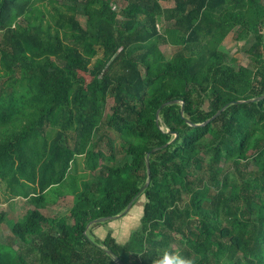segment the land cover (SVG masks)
<instances>
[{
    "label": "trees",
    "instance_id": "16d2710c",
    "mask_svg": "<svg viewBox=\"0 0 264 264\" xmlns=\"http://www.w3.org/2000/svg\"><path fill=\"white\" fill-rule=\"evenodd\" d=\"M229 34L262 45L264 0H0V184L31 206L0 264H264V53Z\"/></svg>",
    "mask_w": 264,
    "mask_h": 264
},
{
    "label": "rangeland",
    "instance_id": "374dc122",
    "mask_svg": "<svg viewBox=\"0 0 264 264\" xmlns=\"http://www.w3.org/2000/svg\"><path fill=\"white\" fill-rule=\"evenodd\" d=\"M163 7H169L170 3L167 1L162 2ZM79 21L83 23V19L79 18ZM160 27V25H158ZM160 50L163 52L164 55L167 57L170 56L174 50V48L170 47L169 45H160ZM219 50H221L225 55L228 57V59H231L232 65L234 67H237L238 65L242 66H249L250 61L249 57L251 56H260L263 51V44L255 43L252 39H246L244 42H235L231 39V35L229 34L224 38L222 43L219 46ZM100 53H98L96 56L100 57ZM81 75V80L84 81V83H88L91 80V76H89L87 73H79ZM112 105V100L107 99L104 112H108L110 106ZM111 137H114V134H110ZM77 160V159H76ZM79 162V165L81 164L80 159L77 160ZM82 169V164L79 167ZM74 170V169H72ZM141 200L138 198L135 202V204L132 206L130 211L127 212L120 220L117 221L121 224L114 229V234L112 235L117 242H123L126 240L128 233L134 229L135 223L138 221V217L141 214ZM72 206V197L70 196H64L62 198H59L58 201L54 205H49L44 209H41V212L44 216L54 218L59 217L63 215L64 213L68 212L70 207ZM30 205L27 203L26 200H22V198H15V199H9L6 200L5 196L3 194V186L0 184V218H8V222L6 225L4 223H0V245H5L7 242V238L10 236L11 233L9 231V226L15 222H20L23 218V215L26 214V211L30 209ZM128 216V217H127ZM130 219V225L126 221ZM125 222L127 224L125 225ZM131 227V228H130ZM133 227V228H132ZM108 229L107 227H102V230ZM99 230V229H98ZM96 233V237L99 238L100 233ZM113 232V231H112Z\"/></svg>",
    "mask_w": 264,
    "mask_h": 264
},
{
    "label": "clouds",
    "instance_id": "9594fccd",
    "mask_svg": "<svg viewBox=\"0 0 264 264\" xmlns=\"http://www.w3.org/2000/svg\"><path fill=\"white\" fill-rule=\"evenodd\" d=\"M153 264H194V261L190 258L165 252L160 259L153 261Z\"/></svg>",
    "mask_w": 264,
    "mask_h": 264
},
{
    "label": "water",
    "instance_id": "95a60500",
    "mask_svg": "<svg viewBox=\"0 0 264 264\" xmlns=\"http://www.w3.org/2000/svg\"><path fill=\"white\" fill-rule=\"evenodd\" d=\"M263 51H264V41H263ZM263 97H264V95L260 96V97L257 98L256 100L261 99V98H263ZM172 103H173V102H172ZM164 105H165V104L161 105L160 108H162ZM181 112H182V107H181ZM219 112H220V111H218V112L215 114V116H216L217 114H219ZM157 114H158V111H157V113H156V116H157ZM206 122H208V121H206ZM206 122H204V123H206ZM146 168H147V175H148V174H149L148 166H147ZM147 184H148V183H147V181H146L145 184L143 185L142 189L139 191V193H141V192L143 191V189L147 186ZM139 193H138V194H139ZM130 207H131V202L128 203V205L126 206L125 210H124L121 214L116 215V216L113 217L112 219L119 218L120 216H122L123 214H125V213L130 209ZM107 219H110V218H100V219H97V220L91 221L89 224H87L86 228H88L92 223L104 222V221H106ZM108 253H109V252H108ZM109 254H110V253H109ZM114 261H115L116 264H123V262L120 261V260L117 259V258H114Z\"/></svg>",
    "mask_w": 264,
    "mask_h": 264
},
{
    "label": "crops",
    "instance_id": "0c3cea01",
    "mask_svg": "<svg viewBox=\"0 0 264 264\" xmlns=\"http://www.w3.org/2000/svg\"><path fill=\"white\" fill-rule=\"evenodd\" d=\"M70 197H71V196H70ZM61 198H62V197H61ZM22 200H25V199H22ZM57 201H58V200H57ZM57 201H56V202H57ZM103 234H104V233H103Z\"/></svg>",
    "mask_w": 264,
    "mask_h": 264
}]
</instances>
